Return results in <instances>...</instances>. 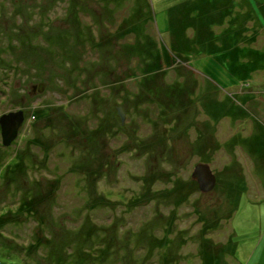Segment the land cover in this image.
I'll use <instances>...</instances> for the list:
<instances>
[{
    "label": "rangeland",
    "instance_id": "1",
    "mask_svg": "<svg viewBox=\"0 0 264 264\" xmlns=\"http://www.w3.org/2000/svg\"><path fill=\"white\" fill-rule=\"evenodd\" d=\"M18 110L0 264H264V0H0Z\"/></svg>",
    "mask_w": 264,
    "mask_h": 264
},
{
    "label": "water",
    "instance_id": "2",
    "mask_svg": "<svg viewBox=\"0 0 264 264\" xmlns=\"http://www.w3.org/2000/svg\"><path fill=\"white\" fill-rule=\"evenodd\" d=\"M117 115L120 117L121 124L125 121V115L121 108H117ZM24 123V113L19 110L10 112L0 117V137L3 147H10L17 137ZM191 180L197 184L201 194L212 192L216 186V177L210 167L206 164H197L192 170Z\"/></svg>",
    "mask_w": 264,
    "mask_h": 264
},
{
    "label": "trees",
    "instance_id": "3",
    "mask_svg": "<svg viewBox=\"0 0 264 264\" xmlns=\"http://www.w3.org/2000/svg\"><path fill=\"white\" fill-rule=\"evenodd\" d=\"M251 13H252V11H250L249 12V14L250 15H248L245 19H247V18H252V15H251ZM150 14H151V12L148 14V16H150ZM256 15V14H255ZM140 19H137V17H135L133 20H132V23H130V22H128V30L127 31H129V30H135L136 32H140V27H141V25H140ZM241 24V23H240ZM150 25H152V23L150 24ZM149 25V26H150ZM242 28V29H241ZM241 30L240 31H243L244 30V28H243V25H241ZM127 31H122L119 35H122L123 33H126ZM236 34H239V33H236ZM125 36H126V34H125ZM156 39V38H155ZM141 40V39H140ZM140 40H138V38H135V45L136 44H138V43H142L141 44V48L144 50V51H147L150 55H153L152 54V52H158V53H160V54H158L157 55V57H155V59L158 61V66L159 67H162V54H163V52H164V49L163 48H161V47H159V49H158V47H155L154 46V49H150V45H147V43L143 40L142 42L140 41ZM156 43V42H155ZM154 43V44H155ZM134 44L133 45H131V48L133 47V50L136 52V46H134ZM162 63V64H161ZM158 69H160V68H158ZM159 71V70H158ZM152 74H155V73H153V72H157V71H150ZM150 73V74H151ZM240 82V81H239ZM237 85V84H236ZM35 117H39V115H36ZM221 117V116H220ZM17 161H19V159H16ZM0 173H2V172H0ZM95 173H97V172H95ZM0 179H1V177H0ZM2 218V216L0 215V219ZM9 223V221L8 222H2V223H0L1 224V226H0V228H3V227H5L7 224ZM0 258H3L2 257V255H1V257ZM221 259H218L217 261H220ZM24 263L26 262V261H23ZM216 264H219V263H216ZM222 264V263H221Z\"/></svg>",
    "mask_w": 264,
    "mask_h": 264
},
{
    "label": "bare ground",
    "instance_id": "4",
    "mask_svg": "<svg viewBox=\"0 0 264 264\" xmlns=\"http://www.w3.org/2000/svg\"><path fill=\"white\" fill-rule=\"evenodd\" d=\"M123 110V109H122ZM19 111V110H18ZM16 112V111H15ZM24 113V112H23ZM123 113H124V111H123ZM124 115H125V113H124ZM120 118V117H119Z\"/></svg>",
    "mask_w": 264,
    "mask_h": 264
}]
</instances>
